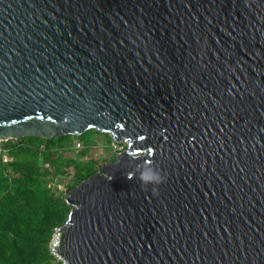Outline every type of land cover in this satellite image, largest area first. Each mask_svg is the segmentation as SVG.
Masks as SVG:
<instances>
[{
    "label": "water",
    "instance_id": "1",
    "mask_svg": "<svg viewBox=\"0 0 264 264\" xmlns=\"http://www.w3.org/2000/svg\"><path fill=\"white\" fill-rule=\"evenodd\" d=\"M89 130L127 147L65 190L63 264H264V0H0V140Z\"/></svg>",
    "mask_w": 264,
    "mask_h": 264
},
{
    "label": "trees",
    "instance_id": "2",
    "mask_svg": "<svg viewBox=\"0 0 264 264\" xmlns=\"http://www.w3.org/2000/svg\"><path fill=\"white\" fill-rule=\"evenodd\" d=\"M97 133L89 130L81 136L50 140L27 136L4 144L8 161L0 154V264H63L51 252L50 244L72 207L49 188L54 179L49 167L56 169L55 175L69 174L74 160L55 157L54 149L65 147L74 137L83 140ZM74 168L76 182L70 188L100 169L90 163Z\"/></svg>",
    "mask_w": 264,
    "mask_h": 264
},
{
    "label": "rangeland",
    "instance_id": "3",
    "mask_svg": "<svg viewBox=\"0 0 264 264\" xmlns=\"http://www.w3.org/2000/svg\"><path fill=\"white\" fill-rule=\"evenodd\" d=\"M126 147L127 143L116 142L110 134L97 133L89 138H83V140L74 137L65 147L55 148L54 156H61L63 160H74L75 166L90 163L95 167L101 168L115 162L119 152ZM75 166L69 168V174L67 175H55L56 169L53 166L49 167L52 172V176L50 177H54L50 183H54L57 180L62 181V190H52L58 197H65V190L76 182V178L74 177ZM57 260L59 259L57 258Z\"/></svg>",
    "mask_w": 264,
    "mask_h": 264
},
{
    "label": "clouds",
    "instance_id": "4",
    "mask_svg": "<svg viewBox=\"0 0 264 264\" xmlns=\"http://www.w3.org/2000/svg\"><path fill=\"white\" fill-rule=\"evenodd\" d=\"M151 151V149L148 150L149 158H144V153H127L131 160L142 161L141 163L135 164L133 170L127 173V177L130 180L138 179L142 189L145 191L148 190L149 185H152V194L158 195V186L166 182V176H164L161 171L156 166H154L153 160L150 158Z\"/></svg>",
    "mask_w": 264,
    "mask_h": 264
},
{
    "label": "built area",
    "instance_id": "5",
    "mask_svg": "<svg viewBox=\"0 0 264 264\" xmlns=\"http://www.w3.org/2000/svg\"><path fill=\"white\" fill-rule=\"evenodd\" d=\"M4 144H5V142L0 140V154L2 155L3 161L7 162L8 160L6 158V150H4ZM61 183H62V181L57 180L54 183H50L49 188H51L52 190H55V189L62 190L63 186Z\"/></svg>",
    "mask_w": 264,
    "mask_h": 264
}]
</instances>
